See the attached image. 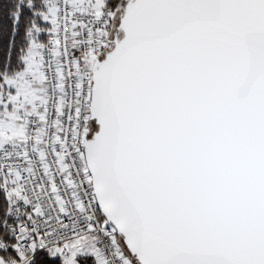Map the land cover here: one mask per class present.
Here are the masks:
<instances>
[{"label":"snow or ice","instance_id":"snow-or-ice-1","mask_svg":"<svg viewBox=\"0 0 264 264\" xmlns=\"http://www.w3.org/2000/svg\"><path fill=\"white\" fill-rule=\"evenodd\" d=\"M0 264H264V0H0Z\"/></svg>","mask_w":264,"mask_h":264}]
</instances>
